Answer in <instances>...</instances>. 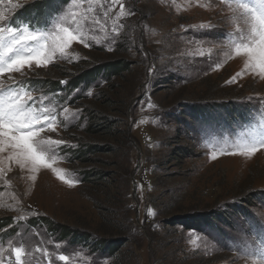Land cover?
<instances>
[{
    "label": "rangeland",
    "instance_id": "obj_1",
    "mask_svg": "<svg viewBox=\"0 0 264 264\" xmlns=\"http://www.w3.org/2000/svg\"><path fill=\"white\" fill-rule=\"evenodd\" d=\"M25 7L45 6L0 0V13L8 17L0 27H14L11 14ZM60 10L54 19L75 13L91 46L74 41L67 58L57 55L44 67L33 63L26 75L5 74L0 81L7 83L8 75L65 81L109 61L115 51L129 61V71L103 78L74 101L79 88L67 93L38 83L27 89L37 107L78 115L47 133L66 142L51 161L64 180L43 167H13L0 176V217H9L13 227L8 236L3 232L10 226L0 230L5 264H16L14 247L25 249L24 264H264V148L245 154L264 141V78L258 69H245L247 57L232 50L227 34L240 21L228 4L69 0ZM209 23L211 32L198 27ZM237 72L238 81L226 83ZM107 85L110 91L103 89ZM102 96L107 105L94 102ZM91 108L109 117H97L93 129H104L95 134L86 131ZM78 148L91 150L82 157L90 163L76 159ZM88 168L110 178L82 185L80 171ZM106 191L109 204L100 195ZM38 216L64 231L84 232L93 246L111 240L117 251L102 258L93 248L60 243L46 234V223H26ZM59 255L69 259L59 261Z\"/></svg>",
    "mask_w": 264,
    "mask_h": 264
},
{
    "label": "snow or ice",
    "instance_id": "obj_2",
    "mask_svg": "<svg viewBox=\"0 0 264 264\" xmlns=\"http://www.w3.org/2000/svg\"><path fill=\"white\" fill-rule=\"evenodd\" d=\"M67 2L68 0H65V3ZM111 2L115 3L116 0ZM220 2L228 4L232 16L240 21L234 31L227 34L233 38L232 50L237 56L247 57L245 69L253 71L258 69L257 74L264 78V0H253L252 3L248 0H234V6L233 0ZM120 8V15H123L122 3ZM7 20L8 17L0 13V21ZM94 22L99 24L98 20ZM198 27L201 31H213L210 23ZM74 41L83 43L85 47L91 46L85 41L79 17L71 11L54 19L46 30H39L28 24L21 28L0 27V77L11 73L26 75L24 71L26 67L31 70L33 63L36 67L47 66L57 55L67 58L68 49ZM240 75L241 73L237 72L226 83H236ZM7 81V83L0 81V176L6 177L13 167L31 172L43 167L51 168L59 179L64 180L63 170L53 167L51 161L55 159L57 150L66 146V142L53 139L47 133L55 132L57 125L76 117L78 112H69L68 108H64L62 112L57 113L54 109L37 107L38 98L23 86L22 80L17 81L12 75H8ZM257 147L264 148V141L254 142L252 147L247 148L245 154L251 155L257 151ZM212 158L215 159V154ZM24 219L20 217V220ZM11 251L15 255L16 264H24L22 258L27 255L25 249L14 247ZM44 255L46 257L49 255L46 249ZM56 259L66 262L69 258L66 255H59ZM0 264H5L2 250ZM49 264H52L51 259Z\"/></svg>",
    "mask_w": 264,
    "mask_h": 264
},
{
    "label": "trees",
    "instance_id": "obj_3",
    "mask_svg": "<svg viewBox=\"0 0 264 264\" xmlns=\"http://www.w3.org/2000/svg\"><path fill=\"white\" fill-rule=\"evenodd\" d=\"M31 1L33 3H42L44 4L45 7L44 8L25 7L24 9L18 8L10 16V18L12 17L14 19V23L11 22L12 26L17 27L19 23V25L28 24L29 26L38 29L46 28L50 24L51 18L54 17L55 14H58L61 11L60 9L63 5H66L65 0H31ZM120 54H122V52L115 51L114 54L112 53L109 61H106L105 63H97L93 65L89 70L87 71L85 70V73L83 75H77L74 77H72V75L67 76V78L65 79L67 83L65 84L60 83L61 81L60 79L64 78V77L60 78V76L55 77V80L53 82H48L44 79L43 80L32 79L30 80L31 83H29L30 82L29 81L27 82V84L30 88L32 86H37L38 83L41 84L44 88H54V89L64 88L65 89L64 91H67V93L79 88L80 91L78 92V94L76 93L72 97V101H74L75 99H79L83 97L82 96L83 93L86 92V90L89 87L91 86L98 87L100 80H102L103 78H105V80H108V77L113 76L114 79H119L120 77H122V74L128 73L129 61L124 57H119ZM111 88H112L111 86L107 85L103 89L110 91ZM108 101L109 99L107 98V96L106 97L102 96L95 99L94 102H98V103L100 102V104L102 105H107ZM87 112L89 113L88 120L90 121V123L86 131L93 134L102 131L104 129L103 127L93 129V127H95L94 123L97 117H99V119H107L109 117L105 115L99 116L102 114V112L97 110L96 108H91L90 110H87ZM108 129H111V126H109ZM124 131L125 129L122 132ZM110 134L111 133H109V135ZM93 151H95V149H93ZM90 152L91 150L78 148L73 152V154L76 156L77 160L83 161L84 163H90L89 158H82L85 157L87 153ZM97 171H98L97 168H88L87 170L80 171L81 173L79 172L80 173L79 181L83 183L82 185L86 184L88 187L92 188L93 186H96L98 183H100V181L103 180L104 177L110 178V174L102 175L100 172ZM100 195L104 196V200H105L104 202H108L109 204V199H111L110 192L106 191L105 193H100ZM27 221H29L26 222L29 226H36V227L43 226L44 223H46V226L44 227V231L52 239L56 241L58 239L60 243L67 244L68 246L83 245L90 249L93 248L98 252L96 257H102V258L109 257L117 251L116 248L117 244H115L111 240H107V239L104 240L103 238H101L97 240L98 242L96 243L95 246H93L92 242L90 241V238L86 234H84V232H76L75 230H72L70 232H67L66 230L64 231L62 227L59 228L55 225L51 226L50 223H48L46 219L43 218L42 216L28 218ZM182 222L183 225L186 226V223L183 220ZM6 226H10L9 217H0V230L4 229V227ZM12 229L13 227L10 226L3 233L8 236V233H10Z\"/></svg>",
    "mask_w": 264,
    "mask_h": 264
}]
</instances>
